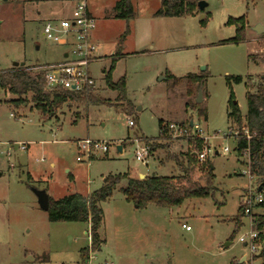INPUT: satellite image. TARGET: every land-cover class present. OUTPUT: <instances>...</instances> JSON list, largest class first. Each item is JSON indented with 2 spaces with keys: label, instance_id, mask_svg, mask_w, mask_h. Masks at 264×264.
I'll return each mask as SVG.
<instances>
[{
  "label": "rangeland",
  "instance_id": "1",
  "mask_svg": "<svg viewBox=\"0 0 264 264\" xmlns=\"http://www.w3.org/2000/svg\"><path fill=\"white\" fill-rule=\"evenodd\" d=\"M118 1L86 0L96 18L93 40L100 56L89 72L98 104L70 103L45 119L30 96L27 105L15 107L10 104L15 97L0 90V264H80V250L90 246L88 224L50 222L33 190L59 200L89 195L109 175H176L179 169L170 158L184 161L191 149L187 139L200 135L218 151L207 159L215 176L213 198L171 209H136L120 192L126 185L122 180L100 205L104 223L99 236L105 243L91 253V264H264L262 252L254 255L239 242L254 230L252 218H244L237 232L229 221L242 195L259 186L249 174L247 156L234 149L236 136L245 131V93L264 82V35L252 29L257 24L264 28V0H206L202 19L200 13L155 16L161 0H130L135 18L128 23L112 17ZM52 6L36 0L0 2V70L23 62L36 72L62 60L65 48L42 36L46 20L62 17L48 13ZM229 18L234 24L244 20V41L239 44L226 43L236 34V26L227 25ZM115 52L121 58L112 80L125 77L123 101L104 82L103 70ZM188 75L206 78L199 103V89L186 95ZM237 76L243 81L231 89L240 125L227 118L226 78ZM159 121L170 130L163 138L158 137ZM86 139L106 145L108 152L94 150L91 160L77 161L76 144ZM143 146L148 153L140 162L135 153ZM223 148L229 152L223 154ZM199 165L195 179L204 185ZM261 194L264 202V187ZM254 214H264V205ZM261 234L264 238V230Z\"/></svg>",
  "mask_w": 264,
  "mask_h": 264
},
{
  "label": "trees",
  "instance_id": "2",
  "mask_svg": "<svg viewBox=\"0 0 264 264\" xmlns=\"http://www.w3.org/2000/svg\"><path fill=\"white\" fill-rule=\"evenodd\" d=\"M200 1L206 0H161V8L155 13V16L194 17L198 13L197 4ZM164 8H166V11H164ZM114 11V19L116 20H123L128 23L135 18L130 0H119L114 6ZM233 21L232 18H229L227 25H233ZM238 22L239 24H234L236 26L235 37L227 40L226 43L239 44L244 41L245 25L243 18L238 19ZM201 25L204 26L205 23L201 22ZM128 29L127 25L121 36V41L128 33ZM120 58L121 55L115 52L110 58L108 70L103 73L105 86L117 93V100L123 101L126 87L125 77H121L116 82L112 80V72ZM33 71L32 68L27 66L0 70V90L6 95L15 97L10 101L13 106L23 107L27 105L28 96H30V103H32L33 108L43 118L49 119L56 116L64 106H69L70 103H99V100L93 95V90L88 86L80 92L67 90L48 92L44 85L43 71ZM167 77H171V75ZM187 79L186 95L191 96L195 90L203 87L206 78L203 75H188ZM242 81L243 78L240 76L226 78V84L230 89L227 118L236 125L242 123V116L235 102L231 86L232 84H240ZM245 100L247 106V112L243 118V129L245 131L236 136L234 151L239 156L242 154L247 156V168L250 176L264 187V82L258 84L254 92L248 89L245 93ZM187 106L188 104H186ZM158 130L159 138H163L169 132L168 127L163 126L162 121L158 122ZM187 143L191 146V149L183 156L184 161L180 162L176 157L170 158L179 169V173L176 175L145 177L142 180L131 178L129 174L109 175L104 179L102 186L89 195L71 194L59 200L49 198L47 214L50 222L89 225L90 246L80 250V264L88 260L90 253L99 250L101 247L103 240L100 239L99 229L103 224L104 216L100 205L109 200L122 180L126 181V185L120 189V192L125 201L137 206V209H145L149 205L171 209L180 207L185 202L194 199L213 198L216 191L215 176L209 160L200 164L198 168V171L204 176V185L195 179V170L198 163L194 154L202 150L203 141L190 136ZM263 205L261 204L258 208L263 207ZM243 219V209L239 206L235 216L229 220L233 223L234 232L241 229ZM252 224L254 230L263 238L261 233L264 230V215L253 214ZM261 256H264V250Z\"/></svg>",
  "mask_w": 264,
  "mask_h": 264
},
{
  "label": "built area",
  "instance_id": "3",
  "mask_svg": "<svg viewBox=\"0 0 264 264\" xmlns=\"http://www.w3.org/2000/svg\"><path fill=\"white\" fill-rule=\"evenodd\" d=\"M95 29L96 19L90 13L86 0H74L73 7L67 17L49 19L43 23L42 36L44 39L49 43L65 48L60 62L35 68L36 71L40 70L44 73L46 91L67 90L80 92L86 86L94 90L95 84L90 76L89 65L99 58V47L92 39ZM128 124L133 126L131 121ZM197 138L203 141L202 150L195 155L198 164L204 163L209 158L210 153L218 155V151L211 150V147L207 146L205 138H202L201 135L197 136ZM21 148L23 149L24 147L21 146ZM76 148V160L80 162L83 160L89 161L94 156V150H99L103 153L108 152L106 145H99L88 139L78 141ZM228 152L227 148H223V154ZM147 153V146L138 147L135 159L144 162ZM263 203V196L257 187L246 191L239 203V206L243 209L244 218H252L254 210ZM250 226H253L252 219ZM182 228L189 230V227L184 225H182ZM239 242L244 247L249 248L254 255L264 250V238H261L259 233L253 229L247 235L240 237ZM91 262L92 258H88L83 264H91Z\"/></svg>",
  "mask_w": 264,
  "mask_h": 264
},
{
  "label": "water",
  "instance_id": "4",
  "mask_svg": "<svg viewBox=\"0 0 264 264\" xmlns=\"http://www.w3.org/2000/svg\"><path fill=\"white\" fill-rule=\"evenodd\" d=\"M206 7H207L206 1H200L197 4L198 13H200V15H199L200 19L203 18V12L205 11ZM164 11H166V8H164ZM252 29L257 35H264V28L260 24L255 25ZM18 66L23 67L24 63L22 62L20 64H18V63L13 64V67H18ZM200 101H201V90L199 89L195 102L199 103ZM190 126H192V122L190 123ZM117 150L120 152L121 148L117 147ZM194 155H196V154H194ZM144 178H145V176H142V175L139 176L140 180H142ZM262 188H263V185H259L258 191H262ZM33 193L36 197L37 204H38L39 208L42 211L47 212L48 211V201H49V197H48L47 193L44 190H33ZM135 208L137 209V206H135ZM227 246H228V244L225 245V247H227Z\"/></svg>",
  "mask_w": 264,
  "mask_h": 264
},
{
  "label": "crops",
  "instance_id": "5",
  "mask_svg": "<svg viewBox=\"0 0 264 264\" xmlns=\"http://www.w3.org/2000/svg\"><path fill=\"white\" fill-rule=\"evenodd\" d=\"M36 1H38V0H36ZM38 2H41V1H38ZM42 2H48V3H51L52 5H54V6H52V7H50V9H49V14H52L53 16H54V14H55V16H57V15H61L62 17H60V18H64V17H67L68 15H69V13H70V10H71V8L73 7V2H74V0H50V1H42ZM88 5V4H87ZM88 9H89V7H88ZM90 11V10H89ZM91 13V12H90ZM57 14V15H56ZM92 14V13H91ZM93 15V14H92ZM114 16H115V13H113L112 14V17H113V19H114ZM96 19V18H95ZM95 32V31H94ZM94 32H93V34H92V39H93V35H94ZM94 41V40H93ZM99 52V51H98ZM64 54V53H63ZM99 56H100V54H99ZM60 62V61H59ZM105 70H103V72H104ZM94 90H95V88H94ZM94 90H93V92H94ZM91 160V159H90ZM264 204V203H263ZM260 215H264V214H260ZM103 223H104V221H103ZM102 240V239H101ZM104 243H105V240H103V243L101 244V246L102 245H104ZM261 257H264V256H261ZM88 258H92V256H91V253L89 254V257Z\"/></svg>",
  "mask_w": 264,
  "mask_h": 264
}]
</instances>
